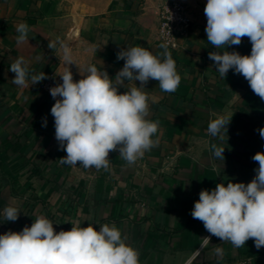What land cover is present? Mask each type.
Here are the masks:
<instances>
[{
	"label": "crops",
	"instance_id": "1",
	"mask_svg": "<svg viewBox=\"0 0 264 264\" xmlns=\"http://www.w3.org/2000/svg\"><path fill=\"white\" fill-rule=\"evenodd\" d=\"M166 0H103L101 9L84 10L69 0H0V235L22 231L38 216H44L55 231L115 224L127 243L140 253V264H186L200 248L204 237L210 243L192 264H264V247L253 239L243 247L222 242L194 219L191 211L201 190H214L218 183H249L258 162L252 157L264 152V100L243 75L230 69L221 77L209 59L212 51H236L250 55L251 42L215 49L207 41V0H179L192 17L188 36L177 35L178 48L168 51L181 82L176 92L160 89L149 80L143 89L149 97L147 119L159 123L158 146L128 165L115 151L110 170L60 164L66 156L55 138L54 101L43 91L46 79L27 86L13 84L11 63L23 56L31 74L69 67L74 81L95 65L110 77L123 68L117 53L141 46L153 54L163 50L158 37L159 7ZM26 22L28 40L17 44L16 27ZM72 51L74 63L67 65L59 43ZM140 81L125 82L121 93ZM217 116L231 119L223 137H212L207 128ZM46 118V126L45 125ZM155 138V137H154ZM225 147L224 159L216 158L211 144ZM18 209L16 221H7L4 209ZM222 247V260L214 249Z\"/></svg>",
	"mask_w": 264,
	"mask_h": 264
},
{
	"label": "clouds",
	"instance_id": "2",
	"mask_svg": "<svg viewBox=\"0 0 264 264\" xmlns=\"http://www.w3.org/2000/svg\"><path fill=\"white\" fill-rule=\"evenodd\" d=\"M204 12L207 41L215 49L239 45L242 37H248L252 45L250 55L227 50L209 52L216 71L225 78L234 69L264 100V0H207ZM29 31L26 22L17 25V44L28 40ZM58 43L64 62L73 64L71 49L59 38L47 46L57 50ZM159 47L163 50L159 54L141 46L119 51L117 60L125 63L114 79L95 65L88 66L86 75L78 81H74L69 67L60 75L62 83L49 89L54 99L61 97L51 107L55 138L66 152L59 159L60 164L77 166L79 162L86 169L108 171L110 152L118 151L128 165H133L158 146L160 122L147 119L149 97L143 89L149 80H155L162 91L174 93L181 82L168 44L161 43ZM9 71L15 74L13 84L21 87L27 86L29 77L32 85L47 78L44 72L30 75L23 56L11 63ZM132 81L141 84L137 87L135 83L123 93L119 91L125 82ZM212 115L216 118L210 120L207 132L222 140L221 130L227 132L231 119L214 112ZM258 131L264 138V128ZM211 150L216 158L224 159L225 147L213 143ZM252 159L258 162V168L251 182L229 181L226 186L222 182L214 190H201L191 215L222 242L240 248L253 239L260 249L264 247V152H257ZM4 215L7 221H16L19 212L16 207L7 206ZM53 225L44 216H38L30 227L0 235V264H140L139 251L126 242L127 237L115 224H103L97 230L90 223L87 227L73 223L71 230L58 233ZM210 240V236L204 237L186 264H192ZM214 252L219 260L223 259L222 247H216Z\"/></svg>",
	"mask_w": 264,
	"mask_h": 264
},
{
	"label": "built area",
	"instance_id": "3",
	"mask_svg": "<svg viewBox=\"0 0 264 264\" xmlns=\"http://www.w3.org/2000/svg\"><path fill=\"white\" fill-rule=\"evenodd\" d=\"M159 28L158 37L161 43H167L168 48L175 50L178 48L177 35L188 36L192 30V17L189 8L185 3L179 0H166L159 7ZM62 83L56 73L52 71L43 83V91L54 101L61 99L51 96L49 89ZM115 151L109 153V159Z\"/></svg>",
	"mask_w": 264,
	"mask_h": 264
},
{
	"label": "rangeland",
	"instance_id": "4",
	"mask_svg": "<svg viewBox=\"0 0 264 264\" xmlns=\"http://www.w3.org/2000/svg\"><path fill=\"white\" fill-rule=\"evenodd\" d=\"M72 2L75 6L82 7L84 10H97L101 9L100 4L103 2V0H69Z\"/></svg>",
	"mask_w": 264,
	"mask_h": 264
}]
</instances>
